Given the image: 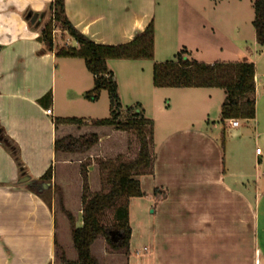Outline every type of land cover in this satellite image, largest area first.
<instances>
[{"label":"crops","instance_id":"obj_1","mask_svg":"<svg viewBox=\"0 0 264 264\" xmlns=\"http://www.w3.org/2000/svg\"><path fill=\"white\" fill-rule=\"evenodd\" d=\"M51 1L0 0V128L19 148L22 167L31 178L39 179L52 168L49 204L18 182L21 171L0 140V264H63L59 248L68 260H78L70 223L57 208L55 188L62 190L66 207L81 226L83 194L86 188L98 189L93 177L98 170L88 168L84 182L81 160L73 155L93 157L106 139L133 134L93 125L91 118L59 109L58 86L67 91L70 102L74 97L70 87L77 82L80 92H87L94 76L81 58L43 51L39 36ZM65 6L70 20L92 40L120 44L155 20L157 0H65ZM30 11L45 14L39 25L26 18ZM220 49L214 60L203 62L221 60L226 51ZM259 49L255 33L254 47L247 53L240 50L237 59L256 65L255 118L238 119L239 125L233 126L232 119L221 120L220 111L219 119H187L161 135L153 121L155 160L151 171L138 176L146 196L128 199L130 246L115 250L98 236L92 253L102 264H264V50ZM180 89L185 99L180 106H207L215 98L222 106L226 97L215 87ZM47 94L51 102L46 106L39 100ZM49 108L52 114L47 113ZM68 117L87 121L81 125L58 121ZM91 132L99 134L100 141L88 151H56V140ZM101 174L99 170V179Z\"/></svg>","mask_w":264,"mask_h":264},{"label":"trees","instance_id":"obj_2","mask_svg":"<svg viewBox=\"0 0 264 264\" xmlns=\"http://www.w3.org/2000/svg\"><path fill=\"white\" fill-rule=\"evenodd\" d=\"M256 37L260 46L259 53L264 50V0L255 1ZM49 19L42 25L39 39L43 51H54L58 57L81 58L87 69L94 76V87L85 93L90 101L99 99L103 90L110 94V115L105 118H91L89 123L96 126H114L132 132L139 142V155L130 162L120 163L113 172L110 189L107 192L94 194L84 202L83 224L78 226L75 214L66 207L62 190L57 187V200L62 212L66 215L70 226L74 247L79 259L68 260L59 248V257L63 264H102L92 253V244L98 236L103 235L115 250L129 248L132 236L128 199L143 197L138 176L151 171L155 160L152 145L153 120L146 118L144 109L138 106L132 114L122 117L120 97L117 92L114 73L107 61L112 58H152L154 53L155 30L153 21L146 29L138 33L132 40L120 44H102L92 40L80 31L70 20L66 12L65 0H52ZM59 24L63 31L76 41L77 45L59 46L54 37V25ZM1 49V46H0ZM177 60L156 63L154 67V85L156 87H215L225 91V101L221 107V120L253 119L256 117V65L252 61H216L207 63L190 58V51L182 49ZM44 105L51 102V94L39 100ZM59 122L81 125L87 120L80 117L59 118ZM100 141L97 133H85L78 137L67 135L55 142L56 151L86 152ZM10 144H13L10 142ZM14 145V144H13ZM225 147V135L221 138ZM18 151V148L16 147ZM17 154V153H16ZM52 168L36 179L35 183L26 184L28 189L36 192L51 203L50 191ZM46 184V186H45ZM157 191V189H156ZM106 211H113V223L103 221ZM118 230L119 239L113 241L110 231Z\"/></svg>","mask_w":264,"mask_h":264},{"label":"rangeland","instance_id":"obj_3","mask_svg":"<svg viewBox=\"0 0 264 264\" xmlns=\"http://www.w3.org/2000/svg\"><path fill=\"white\" fill-rule=\"evenodd\" d=\"M255 1L157 0V10L153 21L155 30L153 57L112 58L107 61V65L114 73L116 80L122 117L130 116L134 108L141 106L144 109L145 117L155 121L156 132H160V135L170 126L175 127L184 124L187 119L210 118L211 121L219 119L222 106L218 104L216 98L210 101L207 106H180L179 103L185 100L182 98L183 91L175 87H156L153 80L154 67L156 63L177 60V54L184 48L190 51V55H188L190 58L199 61L206 59L212 61L221 52L220 48H225V54L220 56L223 58H219L221 60L216 58V60L238 61L240 50L247 53V48L254 47L256 33L253 23ZM46 13L48 16L51 14L49 8ZM54 37L59 46H65L67 43L71 46L76 45V41L68 32L63 34V29L59 24L54 25ZM84 70L87 72L86 69ZM59 71H64V68L60 66ZM60 75L62 76L61 72H59ZM76 85L77 82L70 87V90L74 91L71 103L67 101V91L62 90L60 86L55 89L59 109L63 113L87 117L86 119L105 118L110 115V94L108 91L103 90L99 99L90 101L85 97L86 92H80ZM221 90L218 88L217 91L221 92ZM188 99V102H195L193 98ZM208 124L205 122L206 127ZM209 127L211 128V125ZM6 137L10 140L8 136ZM10 142L12 141L10 140ZM3 143L9 149L20 169L24 163L19 148L17 154H14L13 150L5 142ZM12 143L15 145L14 142ZM138 151V139L132 134L120 139H106L96 149L93 157L73 155L72 158L81 160L80 169L84 182L87 183L88 168L98 170L94 172L97 178L93 176L98 182V189L91 191L86 188L83 194L84 202L96 193L106 192L110 187L109 181H111L116 167L122 162L136 158ZM106 157L111 158L105 159ZM234 161L237 162V158L232 146V163ZM99 170H102L100 179ZM13 183L15 184V181ZM57 208L60 209V206L58 205ZM60 211L62 212L61 209ZM103 221L108 224L113 223V211H106Z\"/></svg>","mask_w":264,"mask_h":264},{"label":"water","instance_id":"obj_4","mask_svg":"<svg viewBox=\"0 0 264 264\" xmlns=\"http://www.w3.org/2000/svg\"><path fill=\"white\" fill-rule=\"evenodd\" d=\"M44 13H34L33 11L28 12L26 15V18L30 20L32 23H36V25H39L41 23V20L44 17ZM0 140L5 142L7 146L10 147L11 150H13L14 154L17 153L16 145L10 144V140L6 137V135L2 132V129L0 128ZM20 178L18 180L19 183L24 184H32L36 182V179H32L30 175L27 174V172L23 169V167L20 168ZM46 186V184H45ZM111 239L113 241H117L119 239V231L118 230H112L110 231Z\"/></svg>","mask_w":264,"mask_h":264},{"label":"built area","instance_id":"obj_5","mask_svg":"<svg viewBox=\"0 0 264 264\" xmlns=\"http://www.w3.org/2000/svg\"><path fill=\"white\" fill-rule=\"evenodd\" d=\"M47 113L52 114V109L49 108V109L47 110ZM231 124H232L233 126H238V125H239V120H238V119H232ZM257 152L260 153V152H261V149H260V148H257Z\"/></svg>","mask_w":264,"mask_h":264}]
</instances>
